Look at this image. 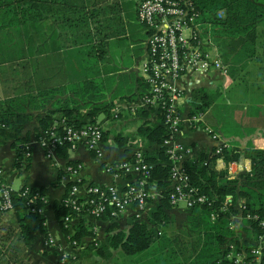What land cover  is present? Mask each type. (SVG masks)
<instances>
[{
  "label": "crops",
  "instance_id": "crops-1",
  "mask_svg": "<svg viewBox=\"0 0 264 264\" xmlns=\"http://www.w3.org/2000/svg\"><path fill=\"white\" fill-rule=\"evenodd\" d=\"M142 1L60 0L61 8L45 14L43 21L0 29V106L6 108L10 102H18L31 117L23 128V134L29 135L26 144L31 153L29 169L26 172L16 170L12 141L0 140L1 177L11 190L15 179L21 183L19 189L24 186L45 189L47 205L43 213L52 241L49 244L44 236H39L22 257L27 264H166L162 259L166 253H159L160 241L153 246V251L147 253V258L143 253L135 261H130L120 250L110 251L107 257L85 250L94 242L105 243L113 223L119 231L129 229L134 218L132 207L126 208L114 221L85 217L94 236L82 239L78 247L67 242L52 208L54 202L62 201L66 182L70 180L78 178L84 186H114L119 190L137 180L131 174L107 173L105 165L122 163L137 150H145L138 138L133 140L139 126L137 123L143 120L126 116L121 122L112 123L116 134L111 133L101 146L100 159L83 145L78 146L70 153V160L78 162L81 170L77 177L66 178L59 185L55 183L57 174L59 170L65 172L66 163L55 161L52 164L39 143L42 132L38 120L51 111L74 108L86 114L94 106H125L124 101L139 97L143 91L142 68L146 58V35L137 22V7ZM250 1L257 6L258 19L264 20V0ZM239 39L244 41V46H254V54L251 58L250 54H239V60L231 70L232 83L226 81V101L216 100L193 125L186 119L193 109L191 94L186 97L184 122L173 142L174 146L188 150L186 160L196 158L201 152L210 153L216 146L225 144L242 152L250 147L264 149V29L256 25L253 42L248 34ZM86 52L89 55L86 56ZM219 80L225 78L210 72L194 90H202L208 95L215 92L217 98ZM186 81L187 78L181 83L182 87ZM222 87L226 90L225 85ZM217 106L218 115L214 112ZM126 110L125 106L122 111ZM146 121L154 123L157 118L151 114ZM206 129L213 131L217 139H212ZM117 134L125 137V142L129 141L124 146L118 145ZM238 162L241 166L237 167L236 175L250 171L248 159L242 156ZM218 166L224 171L227 165L217 160ZM167 214L174 220L167 229V237L176 250L174 255L189 259L198 245L193 236L184 235L190 224L189 213L184 206H179L172 207ZM1 218L0 227L13 226L10 213ZM77 222H70V226ZM239 223L237 220V225Z\"/></svg>",
  "mask_w": 264,
  "mask_h": 264
},
{
  "label": "trees",
  "instance_id": "trees-1",
  "mask_svg": "<svg viewBox=\"0 0 264 264\" xmlns=\"http://www.w3.org/2000/svg\"><path fill=\"white\" fill-rule=\"evenodd\" d=\"M193 4L199 16V23L212 26V29L210 28L212 37L219 36L225 41L228 40V43L223 45L226 50L219 49L220 56H218L224 65L230 63L228 68L231 75V70L233 71L240 53L250 54L249 58L254 54L252 53L254 46H244V41L239 38L248 34L253 42L258 19L257 6L250 0H193ZM61 6L60 0H0V29L43 21L45 14L52 13ZM34 11L36 13H33ZM220 13L223 14L222 17L216 18ZM216 27L217 30H215ZM208 34L209 31H207ZM142 89L143 91L148 89L144 81ZM143 91L139 97L144 95ZM136 100L129 98L123 102L126 103L125 112L114 113L115 106L104 104L92 107L86 114H81L79 109L61 108L47 113L45 117L38 120L41 132L48 131L54 124L62 122L74 130H81L87 126L99 124L97 118L103 115L102 145L111 134L112 123L121 122L126 116L143 120L137 127L136 136L133 139L138 138L143 143L144 163L151 166L143 189L146 193L159 192L161 198L157 199L158 202L156 200L149 202L150 209L144 215L145 217L137 220L134 216L129 229L119 231L113 223L105 243L94 242L85 250L99 257H107L108 253L114 250H120L127 256H139L153 251V246L160 241L159 253H166L162 257L166 264H234L236 255L242 252L248 254L254 247V243L260 237H264V230L260 226V222L264 221V149L250 147L242 152L239 148L222 147L220 153H217L215 148L210 153L201 152L196 158L182 162L183 173L189 179V186L197 192V197H203L205 202L198 203L187 210L190 224L188 230L184 231V235L193 236L194 240H197V248L191 252L189 259L187 256L176 257L174 244L170 243L167 237V229L174 224L173 218L167 214V211L175 206L171 205L168 198L171 184V162L164 143L169 139L170 132L168 125L165 124V112L162 108L137 107L135 106L138 105L135 103ZM214 100L204 91L194 90L191 93L193 109L189 112L188 118L192 119L205 113ZM151 114H155L157 118L154 123L146 121ZM30 120L31 117L25 113L18 102H10L6 108L0 106V140L12 141L16 170L27 171L31 163V156L25 158V154L29 152L26 149L29 135L23 134L24 126ZM181 125L178 127L179 131ZM57 132L59 136L62 135V129ZM124 138L121 134L115 136L120 146H124L129 141L125 142ZM71 149L69 143L56 145L55 158L52 160L56 163L65 162L66 168L75 171L78 170L80 164L70 160ZM134 155L123 163H134ZM242 156L251 163L249 172L240 174L234 180H229L226 171H216L217 160H222L228 165L238 162ZM110 174L118 175L121 172L113 166ZM66 178H68L66 171L59 170L56 185L66 181ZM79 184L82 182L67 181L62 201L52 204L59 227L67 242L73 247L80 246L82 239L94 236L90 224L85 219L90 215L91 206L86 204L80 207V211H76L66 204L70 192ZM131 185L138 188L136 180L132 181ZM3 186L9 192L12 209L4 211L1 208L2 198L0 196V223L1 216L10 213L14 224L0 227V264H27L22 257L39 236H44L46 242H50L43 213L47 205L46 191L27 186L18 191L11 190L0 174V189ZM83 200L89 201L88 198L79 201L83 202ZM131 207L136 209L134 204ZM111 212L107 208L99 218L94 219L114 221L117 217L112 216ZM211 215L216 216L214 221L211 220ZM75 220L78 221L76 225L70 226V222ZM237 220L240 221L238 225ZM67 221H70L69 224ZM229 255L231 259L228 258Z\"/></svg>",
  "mask_w": 264,
  "mask_h": 264
},
{
  "label": "built area",
  "instance_id": "built-area-1",
  "mask_svg": "<svg viewBox=\"0 0 264 264\" xmlns=\"http://www.w3.org/2000/svg\"><path fill=\"white\" fill-rule=\"evenodd\" d=\"M199 16L195 12L193 0H144L137 7V22L146 35L145 47L146 58L142 68V79L148 85L135 103L137 107L145 109H163L165 112V124L168 125L170 137L164 143L168 149L171 162V184L169 186V201L172 206H184L190 210L194 205L205 202L203 197H197V192L189 186V179L183 173L182 162L186 160L188 150L173 145L174 138L179 133L178 127L184 122V105L186 97L191 94L195 86L207 78L210 72H214L225 78L228 74L227 66L224 65L218 56H212L208 43H204L208 36L201 35L203 30L199 23ZM204 40V41H203ZM187 78L185 86L181 83ZM133 103V105L135 104ZM125 106H116L114 113H119ZM124 112V111H123ZM199 116L187 121L190 124L199 122ZM62 129L59 136L57 130ZM216 140L217 135L210 129H206ZM102 125L87 126L81 130H74L67 127L63 122L56 123L50 130L40 134L39 143L45 149L46 157L54 159L56 145L69 143L73 151L77 146L83 145L95 155L97 159L102 157L101 151ZM222 147L216 146L217 153ZM25 158L31 156L30 150ZM115 166L116 170L125 174L136 176L138 188L130 182L122 190L114 186L98 185H76L66 199V204L80 211V207L86 204L91 206L89 217L99 218L109 208L111 215L118 217L126 208L136 205L134 216L137 220L143 218L152 201L161 198V194L146 193L143 189L151 166L144 163L143 153L137 150L134 155V163H116L105 165L107 173ZM239 162L230 163L225 170L229 180H234L238 175L237 167ZM216 171H221L219 166ZM243 168L241 167V170ZM78 170L66 168L65 171L70 177H77ZM1 174V170H0ZM81 183L78 178L75 179ZM2 198L1 208L10 211L12 204L6 187L0 189ZM89 201L80 202L81 199ZM241 208V205L239 209ZM211 215V220H215ZM249 218V217H247ZM70 221H67L69 224ZM264 230V221L260 222ZM52 244V241L49 242ZM231 259V255L228 256ZM65 260V257L62 258ZM61 262H64V261ZM234 264H264V237H260L248 254L242 252L234 257Z\"/></svg>",
  "mask_w": 264,
  "mask_h": 264
},
{
  "label": "rangeland",
  "instance_id": "rangeland-1",
  "mask_svg": "<svg viewBox=\"0 0 264 264\" xmlns=\"http://www.w3.org/2000/svg\"><path fill=\"white\" fill-rule=\"evenodd\" d=\"M264 13V12H263ZM222 13H220L219 15H217V17L216 18H218V19H220L221 17H222ZM258 20L259 19H257V27L258 28H260V29H264V20H259V22H258ZM212 26L211 25H209V24H202V26H200V28H202V29H206V30H203V32H202V34L201 35H205L204 34V31H206V34H207V31H209V34H208V36H204V37H207L206 38V41H204V43H208V45L210 46L209 47V50L211 51V55L212 56H220V50L219 49H224V50H226V47L224 48V46L223 45H225L226 43H228V40H226L225 41V39H222V38H219V36H215V37H212V35L213 34H211L210 33V28H211ZM212 29V28H211ZM218 28L216 27L215 28V30H217ZM230 43H232V42H230ZM228 45H230L231 46V44H228ZM227 50H228V48H227ZM230 50H231V47H230ZM223 53H225V51H223ZM87 55H89V54H87V52H86V56ZM218 56V57H219ZM242 56H243V54H242ZM87 58V57H86ZM88 59V58H87ZM227 64H230V63H227ZM227 70H228V65H227ZM90 77H91V75H90ZM86 79H88V77L86 76L85 77ZM228 79H230V80H228ZM232 78H231V75L228 73L226 76H225V80L223 81H220L219 80V82H220V86H218V88L220 89V92H218L219 93V95H217V98H216V93L215 92H212V93H210L209 94V96H211V97H213L215 100H214V102L213 103H215L216 102V100H218L219 98H220V100L219 101H226V95H227V89H228V84H231L232 83ZM226 81L228 82V84L226 83ZM223 82V83H222ZM224 83H226V84H224ZM223 85H225V89L226 90H224L223 89ZM230 88V87H229ZM212 103V104H213ZM217 109H218V106L217 107H214V112H215V114L216 115H218L217 114ZM219 110V109H218ZM212 114H214L213 113V111H212ZM184 115V114H183ZM103 121H104V116L103 115H101V116H99L98 118H97V122L99 123V124H101L102 126H103ZM139 126L141 125V123H137ZM104 127V126H103ZM110 127H112V126H110ZM110 132L112 133V134H116L115 132V130H113V128L110 130ZM43 133V132H42ZM260 146H261V144H260ZM262 148V147H261ZM47 160L48 161H50L52 164L54 163V161L52 160V159H48L47 158ZM23 172H26V170H24ZM20 181L18 180V179H15V181H14V183H13V185H12V189L13 190H15V191H17L19 188H20ZM178 225L180 226V222H178ZM169 229H170V227H169ZM154 255H152V257H153ZM138 257H142L141 255L140 256H128V259L130 260V261H135L136 259ZM143 257H146L147 258V253H145V256H143Z\"/></svg>",
  "mask_w": 264,
  "mask_h": 264
}]
</instances>
